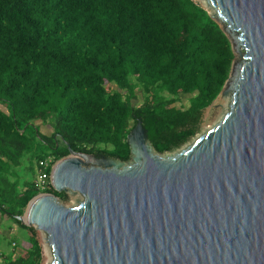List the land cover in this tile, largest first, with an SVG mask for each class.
<instances>
[{
    "label": "trees",
    "instance_id": "trees-1",
    "mask_svg": "<svg viewBox=\"0 0 264 264\" xmlns=\"http://www.w3.org/2000/svg\"><path fill=\"white\" fill-rule=\"evenodd\" d=\"M233 59L222 25L196 0H0V220L13 219L31 245L3 254L4 264L43 262L38 231L17 218L40 194V160L70 147L128 161L139 119L156 152L180 148Z\"/></svg>",
    "mask_w": 264,
    "mask_h": 264
},
{
    "label": "water",
    "instance_id": "water-1",
    "mask_svg": "<svg viewBox=\"0 0 264 264\" xmlns=\"http://www.w3.org/2000/svg\"><path fill=\"white\" fill-rule=\"evenodd\" d=\"M207 1L242 55L230 111L176 155L140 119L125 166L69 147L51 182L83 201L40 193L17 217L46 234L50 264H264V0Z\"/></svg>",
    "mask_w": 264,
    "mask_h": 264
},
{
    "label": "rangeland",
    "instance_id": "rangeland-1",
    "mask_svg": "<svg viewBox=\"0 0 264 264\" xmlns=\"http://www.w3.org/2000/svg\"><path fill=\"white\" fill-rule=\"evenodd\" d=\"M196 1L202 6H204L206 9H208L211 15L213 16L216 15V11L209 5L207 0H196ZM227 34L234 47V59L232 62V67L228 78V79L231 78V81L229 82L230 89L228 93L226 95L220 94L217 97V99L214 101V103L207 108V110L204 113L201 128L195 136H193L187 143L182 145L180 148H177L170 152L162 153V155L164 156L176 155L177 153H180L182 150L187 149L197 139H199L201 136L205 135L210 129L215 127L223 119V117L230 111L232 96L234 93L233 87L235 84V80L238 76L237 74L239 73L238 69H236V65L242 61V55L236 49L237 43L235 42V36L232 35L231 33H227ZM225 88L226 87H224V89ZM183 103H186L185 96H183L182 103H178V104L182 106ZM136 104H140V103L136 102ZM45 127L46 126H44L43 128ZM115 161L116 163H121L125 166L129 162H132V158H130L128 161H121L118 159H115ZM28 162H29V157L27 156L23 160L24 167L28 166L29 164ZM22 169L18 168V172H23L24 175L27 176L29 172L26 169H24L25 171H23ZM40 193H48V192L40 191ZM66 193L68 194L69 198L67 200L60 199V201L67 207H76L83 201L84 197L79 192L73 193L72 191H66ZM32 226L35 227L34 225ZM35 229L39 233V238L41 239V243L43 247L44 258L42 264H50L53 260V250L51 248V245L46 240V234L43 231L37 229L36 227ZM13 236L18 238L17 241H15L17 242L16 244L14 241H10ZM30 246L31 245L26 241L25 232L15 223L13 219L6 216L3 220H0V258H1L0 264H4L2 260L3 254L5 255L6 258L7 254L8 253L10 254V252L14 251V249L17 251V253L25 254V252L22 249H29Z\"/></svg>",
    "mask_w": 264,
    "mask_h": 264
},
{
    "label": "built area",
    "instance_id": "built-area-1",
    "mask_svg": "<svg viewBox=\"0 0 264 264\" xmlns=\"http://www.w3.org/2000/svg\"><path fill=\"white\" fill-rule=\"evenodd\" d=\"M56 163L57 161L52 157H47L36 164V178L34 179V183L39 191L45 192L51 187V173Z\"/></svg>",
    "mask_w": 264,
    "mask_h": 264
},
{
    "label": "flooded vegetation",
    "instance_id": "flooded-vegetation-1",
    "mask_svg": "<svg viewBox=\"0 0 264 264\" xmlns=\"http://www.w3.org/2000/svg\"><path fill=\"white\" fill-rule=\"evenodd\" d=\"M153 148H154V147H153ZM94 155H95V157H96L97 159H107V158H110L109 156H107V155H105V154H103V153H95ZM131 158H132V155H131Z\"/></svg>",
    "mask_w": 264,
    "mask_h": 264
},
{
    "label": "bare ground",
    "instance_id": "bare-ground-1",
    "mask_svg": "<svg viewBox=\"0 0 264 264\" xmlns=\"http://www.w3.org/2000/svg\"><path fill=\"white\" fill-rule=\"evenodd\" d=\"M52 183V182H51ZM53 186V185H52ZM26 219H27V216H26Z\"/></svg>",
    "mask_w": 264,
    "mask_h": 264
}]
</instances>
